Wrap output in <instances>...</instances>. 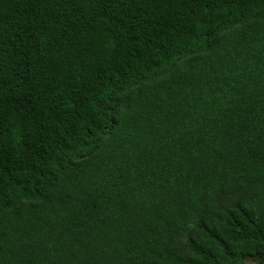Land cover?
<instances>
[{
    "label": "trees",
    "instance_id": "16d2710c",
    "mask_svg": "<svg viewBox=\"0 0 264 264\" xmlns=\"http://www.w3.org/2000/svg\"><path fill=\"white\" fill-rule=\"evenodd\" d=\"M0 264H264V0H0Z\"/></svg>",
    "mask_w": 264,
    "mask_h": 264
}]
</instances>
